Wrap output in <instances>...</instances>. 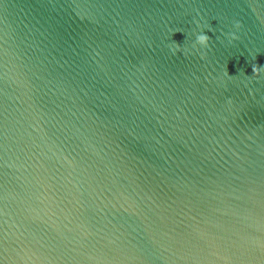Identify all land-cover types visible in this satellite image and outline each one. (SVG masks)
Wrapping results in <instances>:
<instances>
[{
	"label": "water",
	"instance_id": "1",
	"mask_svg": "<svg viewBox=\"0 0 264 264\" xmlns=\"http://www.w3.org/2000/svg\"><path fill=\"white\" fill-rule=\"evenodd\" d=\"M253 65L264 0H0V264H264Z\"/></svg>",
	"mask_w": 264,
	"mask_h": 264
},
{
	"label": "clouds",
	"instance_id": "2",
	"mask_svg": "<svg viewBox=\"0 0 264 264\" xmlns=\"http://www.w3.org/2000/svg\"><path fill=\"white\" fill-rule=\"evenodd\" d=\"M196 24H197V27H200V24L198 21L196 22ZM240 27L241 25L237 22L235 24L236 31L228 34V38L230 41H235L239 39L236 32L239 31ZM195 43L200 45V49H208L210 46V37L206 35L204 32H201L196 35ZM171 51L173 55H176L178 52H182L183 49L180 47L179 44L175 43V47H173ZM201 58L203 59L204 56L202 55ZM252 71H253V77L259 78L262 72H264V66L253 65Z\"/></svg>",
	"mask_w": 264,
	"mask_h": 264
}]
</instances>
